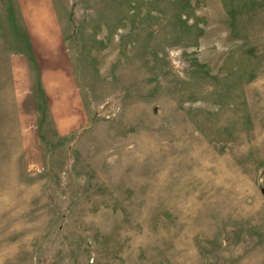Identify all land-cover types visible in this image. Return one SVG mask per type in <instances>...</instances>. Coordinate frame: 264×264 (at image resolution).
<instances>
[{"label": "rangeland", "instance_id": "1", "mask_svg": "<svg viewBox=\"0 0 264 264\" xmlns=\"http://www.w3.org/2000/svg\"><path fill=\"white\" fill-rule=\"evenodd\" d=\"M0 264H264V0H0Z\"/></svg>", "mask_w": 264, "mask_h": 264}, {"label": "crops", "instance_id": "2", "mask_svg": "<svg viewBox=\"0 0 264 264\" xmlns=\"http://www.w3.org/2000/svg\"><path fill=\"white\" fill-rule=\"evenodd\" d=\"M47 5H43L42 8L46 9V16H52L49 14L50 9ZM38 9H35L37 11ZM33 11L34 22L39 23L38 26L32 28L30 33V40L32 47H34L35 54L38 62L42 65L41 79L43 87L48 94V97L52 98V103L55 102V98L66 96V101L73 105V109L81 103L80 96L81 91L74 80H71L67 75V62H68V50L63 41L62 27L58 25L54 20L55 17H50L48 20H42V14ZM38 21H37V20ZM56 109V108H54Z\"/></svg>", "mask_w": 264, "mask_h": 264}, {"label": "built area", "instance_id": "3", "mask_svg": "<svg viewBox=\"0 0 264 264\" xmlns=\"http://www.w3.org/2000/svg\"><path fill=\"white\" fill-rule=\"evenodd\" d=\"M114 105L115 102L113 100H107L99 106L100 112L110 119L111 117H114L119 110Z\"/></svg>", "mask_w": 264, "mask_h": 264}]
</instances>
